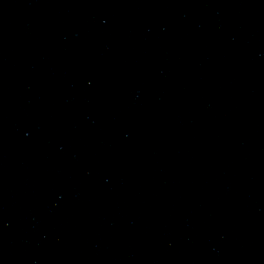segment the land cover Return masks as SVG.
<instances>
[{
  "label": "water",
  "instance_id": "water-1",
  "mask_svg": "<svg viewBox=\"0 0 264 264\" xmlns=\"http://www.w3.org/2000/svg\"><path fill=\"white\" fill-rule=\"evenodd\" d=\"M260 1H264V0H260Z\"/></svg>",
  "mask_w": 264,
  "mask_h": 264
}]
</instances>
